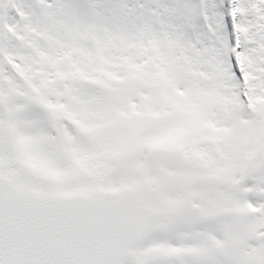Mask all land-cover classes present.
I'll return each mask as SVG.
<instances>
[{"label":"snow or ice","instance_id":"6c2138e0","mask_svg":"<svg viewBox=\"0 0 264 264\" xmlns=\"http://www.w3.org/2000/svg\"><path fill=\"white\" fill-rule=\"evenodd\" d=\"M0 264H264V0H0Z\"/></svg>","mask_w":264,"mask_h":264}]
</instances>
